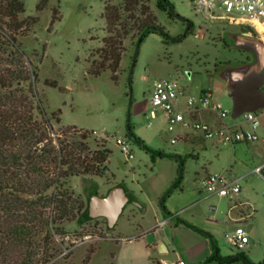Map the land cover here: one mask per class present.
<instances>
[{"label": "rangeland", "instance_id": "1", "mask_svg": "<svg viewBox=\"0 0 264 264\" xmlns=\"http://www.w3.org/2000/svg\"><path fill=\"white\" fill-rule=\"evenodd\" d=\"M109 1L118 4L122 0H47L40 11L36 8L40 0H23L24 12L20 18L38 17L29 31L24 32L25 36L18 37L27 66L37 73L33 79L34 99H39L48 113L61 111L60 122L52 121L54 132L61 133L66 127L70 132L92 131L88 141L90 147L96 148L94 139L98 143L106 141L111 151L108 171L104 176L73 177L69 180V186L76 195L92 189L98 194H105L109 185L116 183L137 188L138 183L150 176V168L159 159L167 160L175 156L178 170L182 168V178L177 186V191L181 192L173 199L178 208L188 207L176 213L170 212L165 200V208L161 205V196L156 203V211L150 209L145 214L128 204L114 230H110L102 218L80 221L81 225L67 223V235L55 236L56 242L63 240L61 251L48 264H85L90 247L94 251L86 264H151L152 260L162 264L158 260L161 255L157 247L148 245L149 236L142 234V230L151 226L165 233L164 238L159 239L157 235L156 238L158 242L169 245L168 253L162 255L169 263L177 264L178 257L186 264L202 262L213 250L210 236L222 255L242 251L254 263L263 261L264 177L254 169L264 162V142L232 146L223 144L218 138L185 141L180 136L199 137L201 134L180 123L170 131L164 112L150 103L154 83L160 79H172L183 88L182 101L209 87L212 99L220 102L231 114L233 100L228 85L218 78L217 71L241 63L230 59L228 64L216 67L219 61L233 57L217 42V37L222 35L233 46L230 39L233 35L230 33L242 27L223 21L205 22L194 9L197 0H168L180 16L172 19L157 8L158 0H148L157 24L172 38L165 40L159 34L151 33L137 49L128 36L124 40L126 50L116 72L117 78L113 80L109 69L98 75L90 72L92 62L98 59L96 51L107 35L103 13ZM188 22L193 25L190 32L187 31ZM46 81H55L56 85ZM258 81V78L245 79L234 89L247 94ZM261 83L260 90L264 91V81ZM27 85L24 84V87ZM154 110L156 115L153 117ZM231 120L229 117L228 121ZM260 120L262 125L257 132L264 138V116ZM128 126L150 148L171 156L157 157L152 162L150 153L128 136ZM118 138L127 144L132 158L127 159L121 151L116 142ZM172 139L176 140L172 142ZM207 173L239 179L241 191L238 199L214 195L203 204H198V190L208 194L201 183ZM209 204H218L217 211L211 212ZM232 205L234 207L228 217ZM211 215L215 216V220L209 219ZM162 221L167 223L160 224ZM237 227H241L249 239L241 250L235 249L229 240V235ZM123 238L127 239L124 241ZM176 239L190 242V247H202V243L203 246L207 243L209 253L191 263L187 255L177 257L172 252V243Z\"/></svg>", "mask_w": 264, "mask_h": 264}, {"label": "trees", "instance_id": "2", "mask_svg": "<svg viewBox=\"0 0 264 264\" xmlns=\"http://www.w3.org/2000/svg\"><path fill=\"white\" fill-rule=\"evenodd\" d=\"M46 3L47 0H40L37 10H42ZM157 8L171 19L180 17L168 0H158ZM23 12V0H0V264H48L61 251L63 240L56 242L55 236L67 235L65 224L76 222L81 225L80 221L95 220L84 213L89 198L98 194L97 190L76 195L69 180L104 176L111 151L106 141L98 143L94 139L96 148L90 147L88 141L92 131L70 132L66 127L61 133L54 132L52 121L60 122L61 111L48 113L41 101L34 99L33 79L37 73L27 66L18 40L19 35L25 36L38 17L20 18ZM103 15L107 35L96 51L98 59L92 62L90 72L93 75L109 69L112 79L116 80L126 50L124 40L128 36L137 49L151 33H157L165 40L172 38L157 24L148 0H122L118 4L109 1ZM192 26L188 22V32L193 30ZM242 29L253 33L247 28ZM46 83L56 85L55 81ZM24 84H28L27 87ZM127 134L150 153L152 162L157 157L171 156L150 148L130 126ZM178 171V177L162 194L163 208L164 198L181 182L182 168ZM182 222L196 228L189 222ZM210 238L212 253L198 264L212 261L218 264H264V260L252 262L242 251L221 255ZM93 251L92 247L88 249L85 264ZM152 263L159 264L157 260Z\"/></svg>", "mask_w": 264, "mask_h": 264}, {"label": "built area", "instance_id": "3", "mask_svg": "<svg viewBox=\"0 0 264 264\" xmlns=\"http://www.w3.org/2000/svg\"><path fill=\"white\" fill-rule=\"evenodd\" d=\"M194 9L200 13L205 22H227L247 28L264 44V0H197ZM183 88L177 80L160 79L154 83L150 103L154 108H160L166 117L168 129L172 131L176 124L192 128L205 139L218 138L223 144L234 146L237 143L264 142L257 132L261 126V115L258 111H247L237 117H232L220 102L212 99L211 89L203 88L197 95H189L186 101L181 100ZM206 113L213 119H203ZM156 110L152 111V116ZM231 117V122L228 121ZM176 139H172L174 142ZM127 159L133 157L127 144L118 138L116 140ZM264 162L256 166L254 172L263 176ZM202 186L210 195L238 199L241 191L239 179H228L219 173H210L201 180ZM162 221L160 224H163ZM87 238V236L85 237ZM127 238H123L125 241ZM229 240L235 249L241 250L249 242L248 236L241 227H237ZM162 264H174L162 261ZM177 264H184L177 261Z\"/></svg>", "mask_w": 264, "mask_h": 264}, {"label": "crops", "instance_id": "4", "mask_svg": "<svg viewBox=\"0 0 264 264\" xmlns=\"http://www.w3.org/2000/svg\"><path fill=\"white\" fill-rule=\"evenodd\" d=\"M230 34L233 35L232 36L233 38H230V39L233 41L234 46H236L240 50L251 55V60L249 62H245V63H241V64L253 65V64L258 63L259 64L258 73L259 74L264 73V44L260 41V39L258 37H256L255 35L252 36V35L244 32L243 29L242 30L240 29V30L234 31V32L231 31ZM226 84H227V82H226ZM261 85L258 87L259 90L261 89L260 88ZM260 91H263V90H260ZM198 93L199 92H196L192 95H197ZM263 110H264V105L257 107L254 111H259L260 113H262V115H261V117H262V116H264V113L262 112ZM202 118L207 119V120L213 119L212 116H210L209 114H206V113H204L202 115ZM261 125H262V123H261ZM180 138H183L185 141H193V142H199V140H205V138L202 135H199V137H197V136L191 137V136L185 134V135L180 136ZM174 158H175V156H173L172 159L168 158L167 160L159 159L155 163V166H152V168H150V174H149L150 176H148V177L146 176L141 183H138L137 188H132V187H129L128 185L121 184L125 188L127 194L132 195L135 198V200L139 203L138 205L129 203V205H131L132 208L138 209L140 212H142L144 214L150 209L156 211L155 210L156 203L159 201L163 192L170 186V184L174 181V179L177 176L178 162L176 160H174ZM208 174H210V173H207V175ZM110 187H112V185H109V187L107 188V191H108V189H110ZM177 190L178 189L176 187L173 191L174 193H172L171 196H169L167 199L164 198L165 204L168 205V207H169L168 210L170 212L176 213V212L185 210L188 207V206H186V207L181 206L182 208L181 207L178 208L179 206L177 205V203L173 199L174 195L178 196V194L181 192V191L179 192ZM198 192L200 194V198H198V201H197L198 204H203L204 201H207L208 199H210L211 197L214 196V195H210L209 193L203 194L202 189H199ZM100 195H101V193H100ZM241 204H245V203L241 202ZM211 205H215V209H214V211H211V210L210 211L213 213L216 212L218 209V204H209V207ZM126 207H127V205H126ZM233 207H234V205L229 207L228 217H230V214L232 213ZM209 219L215 220V216L211 215V216H209ZM166 221H163L164 222L163 224H166L167 223ZM168 222H169V224H171V221H168ZM151 229H153L152 232H150ZM155 229H156V227H153V226L148 227V228L142 230V234L148 235L149 236L148 245L155 246V247H157V250H158L159 245L162 242H158L159 240H157L156 235L159 237V239L160 238L162 239L165 237V233L162 230L158 231ZM199 241L201 242L202 240L199 239ZM188 243L190 244V242H184L183 243L179 239L173 240L172 252L176 256L178 255V256L182 257V256H184V254L187 255L189 257L191 263H196L197 261H199V259H201L202 256H205L206 253H209V248H208L207 243H206V245H204L205 247L203 246V243H202V247H196V245H195V247H190V245ZM186 244H188L189 246ZM164 246L166 247L165 252H160L158 250V253L161 255V257L158 260H160L161 262L162 261L168 262L166 259H164L162 257V255H165L166 253H168L169 245L167 244V242H165ZM177 260L183 261L179 257ZM184 264H186V263L184 262ZM209 264H218V263L216 261H212ZM235 264H244V263L243 262H237Z\"/></svg>", "mask_w": 264, "mask_h": 264}, {"label": "water", "instance_id": "5", "mask_svg": "<svg viewBox=\"0 0 264 264\" xmlns=\"http://www.w3.org/2000/svg\"><path fill=\"white\" fill-rule=\"evenodd\" d=\"M258 70L259 64L256 63L229 66L217 71L218 78L227 82L229 95L233 100L232 117H237L247 111H254L257 107L264 105V92L258 89L264 81V73L259 74ZM252 78H258L259 81L253 84L249 93L235 91L234 86H237V83L241 84L243 80ZM129 203L139 204L132 195L127 194L121 184H118L108 189L103 195L95 194L90 197L84 215L90 219L104 218L107 227L112 229ZM214 209L215 205H211L210 210L214 211ZM158 250L166 251L164 243H160Z\"/></svg>", "mask_w": 264, "mask_h": 264}, {"label": "flooded vegetation", "instance_id": "6", "mask_svg": "<svg viewBox=\"0 0 264 264\" xmlns=\"http://www.w3.org/2000/svg\"><path fill=\"white\" fill-rule=\"evenodd\" d=\"M246 33H248V34L250 33L252 36L254 35L251 32H246ZM217 42L219 44H221L223 46V49H225L229 54L233 55V57L226 59V60H223V61H219L216 65V67L218 65L228 64L229 62H231L230 59H233L234 62H237V63H245V62H249L251 60V55L240 50L239 48H237L234 45L231 46V44H229L228 41H226V38L223 37L222 35H218Z\"/></svg>", "mask_w": 264, "mask_h": 264}]
</instances>
